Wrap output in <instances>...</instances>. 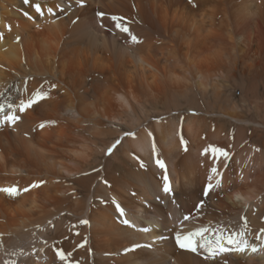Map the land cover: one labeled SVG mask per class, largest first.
<instances>
[{"label":"bare ground","instance_id":"bare-ground-1","mask_svg":"<svg viewBox=\"0 0 264 264\" xmlns=\"http://www.w3.org/2000/svg\"><path fill=\"white\" fill-rule=\"evenodd\" d=\"M73 1L0 0V101L49 92L0 132V188L20 189L0 192V264H264V0ZM209 146L229 158L202 155ZM157 158L175 192L166 204ZM214 163L222 190L204 197ZM201 201L178 232H243L258 252L176 253L165 208Z\"/></svg>","mask_w":264,"mask_h":264},{"label":"snow or ice","instance_id":"snow-or-ice-1","mask_svg":"<svg viewBox=\"0 0 264 264\" xmlns=\"http://www.w3.org/2000/svg\"><path fill=\"white\" fill-rule=\"evenodd\" d=\"M30 2H31V0H24L25 4H29ZM189 2L191 3V0H189ZM76 3L79 7L84 6V0H76ZM31 6L34 8L35 12L38 15H40V16L44 15L45 9L42 7V5L40 3H31ZM56 7L61 12L64 11V9L60 5H57ZM46 11H47L49 16H55L56 15V12H54L52 7H48L46 9ZM25 15H28V14L25 13ZM97 15L100 17H103L105 14L98 12ZM29 18L31 19V17H29ZM111 19L115 22L116 29H118L120 32L129 34L131 42H133V43H139L140 42L136 36L132 35L129 32L127 25L123 24L121 22L123 20V18H117L116 16H113V17H111ZM73 23H75V21H73ZM6 27H8L10 30V26H6ZM16 40L19 41L20 37L17 36ZM55 87H56L55 84L51 85V88H55ZM48 96H49V92L45 91L43 86H41L40 88H37L35 91H33L27 100H21L18 105H15L12 103H8L7 105H5V103H0V113L4 112L6 106L10 110L18 109V111L20 113H23L27 109L31 108L33 105L38 104L40 101L47 99ZM20 118L21 117L19 115L15 114V111H9V112H7V114L0 116V125H3L5 123L8 125H14V124H16L17 121L20 120ZM48 123H54V122H43L39 125V127L43 128ZM125 135H134V133H126ZM149 135L151 136L152 134L149 133ZM120 143H121V141L117 140L111 147H109L107 149L106 154L111 155L113 150ZM181 144H184L183 139L181 140ZM206 153L211 155L215 162H219L220 160L226 161L229 158L228 153L223 148H217L215 146H209V148L204 149V151L201 154L204 155ZM153 154L155 155V145L153 146ZM137 159H139V158H137ZM155 163L160 169L164 170V175H163V179H162V187L160 189L163 196L164 197H171L174 200L175 192H174V189L170 183V180H169V177L167 174V170H166L165 162L162 159L157 158L155 160ZM224 166L227 167L226 164ZM140 167L141 168L145 167L143 162L140 163ZM209 171H210V175H209L208 179L210 182L204 186L203 192H202L203 196H205V197L209 196L216 189L222 190V178H223L224 174L216 167L215 163L213 164V166L210 168ZM212 180H215V183H212L211 182ZM43 183H45V182L40 181V182H37V183L30 185V187H39V185L43 184ZM29 190H30V188H24L23 189V191H25V192H27ZM19 191H20V189H18L16 186H12V187H8V188H0V192L7 193L8 195H11V196L18 194ZM156 199L159 200V199H161V197L157 196ZM237 199H240V197L237 196ZM113 203L115 204V207H116L117 212L119 213V216L123 218L125 216V210L115 201H113ZM202 205H203V201H201L199 204L196 205V208L198 211L202 207ZM189 219H190V217L188 215H185L183 217L184 221H187ZM242 219H245V223H246V218H242ZM49 223H51V222H49ZM79 223L88 224L89 221L88 220H81ZM121 223L128 225L129 227H135L126 218L121 219ZM37 227H39V226H37ZM140 230L143 232H148L151 229L149 227H144ZM209 231L210 230L207 227H203V228L196 229L195 231L188 232L187 234H181V232H177L176 233V243L181 248H186V249H188L194 253L197 252L198 249H202L207 254L208 259H214L217 256L223 257V256H225V254L231 253V252L244 253L246 251H250V252L254 253V252L258 251V246L254 245V244H249L247 239L244 238L243 232H232V233H228L227 235H225V230L213 229L212 232L215 236V239H208V238H206L205 234L208 233ZM260 231L262 233H264V229H261ZM196 237H199L200 239L197 240ZM237 237H239V238H237ZM257 239H260L259 235L257 236ZM43 242L47 243V241H43ZM144 246L151 247V245H144ZM262 246H264V245H262ZM138 247H142V245L136 244L133 246V249L138 248ZM65 255L66 254L64 253V251L62 249L56 250V256L60 260H64ZM67 255H70V253Z\"/></svg>","mask_w":264,"mask_h":264}]
</instances>
